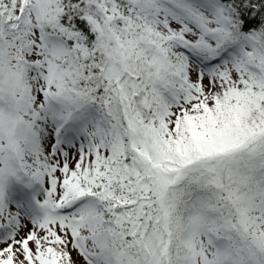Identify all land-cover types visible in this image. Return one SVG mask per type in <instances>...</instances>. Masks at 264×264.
Masks as SVG:
<instances>
[{
  "label": "snow or ice",
  "instance_id": "6c2138e0",
  "mask_svg": "<svg viewBox=\"0 0 264 264\" xmlns=\"http://www.w3.org/2000/svg\"><path fill=\"white\" fill-rule=\"evenodd\" d=\"M0 264H264V0H0Z\"/></svg>",
  "mask_w": 264,
  "mask_h": 264
}]
</instances>
